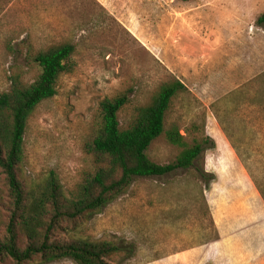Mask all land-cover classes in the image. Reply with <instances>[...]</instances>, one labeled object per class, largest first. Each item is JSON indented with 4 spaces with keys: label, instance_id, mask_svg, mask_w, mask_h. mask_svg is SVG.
<instances>
[{
    "label": "rangeland",
    "instance_id": "rangeland-1",
    "mask_svg": "<svg viewBox=\"0 0 264 264\" xmlns=\"http://www.w3.org/2000/svg\"><path fill=\"white\" fill-rule=\"evenodd\" d=\"M262 13L264 0H0V94L15 77L36 79L37 51L74 46L56 94L28 119L21 166L27 182L53 171L69 196L95 170L88 145L100 101L128 94L118 112L125 128L171 76L187 91L172 99L166 128L176 126L190 144L202 132L214 141L188 169L135 177L59 238L115 243L110 264H264ZM179 152L162 134L146 154L163 165ZM202 170L214 175L208 185ZM5 216L0 210V234Z\"/></svg>",
    "mask_w": 264,
    "mask_h": 264
},
{
    "label": "trees",
    "instance_id": "trees-1",
    "mask_svg": "<svg viewBox=\"0 0 264 264\" xmlns=\"http://www.w3.org/2000/svg\"><path fill=\"white\" fill-rule=\"evenodd\" d=\"M256 23L264 26V13ZM73 51L74 46L69 42L37 51L32 55L39 68L36 79L24 83L15 77L8 90L0 94V210L6 212L4 233L0 234V264H27L34 260L45 264L64 258L76 264H110L108 258L119 250L115 243L73 236L61 239L57 233L73 232L83 219L100 212L124 193L135 177L188 169L202 158L205 149L214 147V141L204 132L190 144L187 134L180 133L176 126L166 128L172 99L187 91L182 81L171 76L159 86L148 104L136 109L125 128L119 125L118 112L128 103V94L124 92L100 101V123L88 145L95 170L69 196L53 171L27 182L21 166L28 119L38 104L56 94L59 75L71 70ZM216 115L229 138L228 129L219 114ZM162 134L170 144L180 148L175 161L163 165L153 162L146 154L150 144ZM201 176L207 177V185L214 178L204 170Z\"/></svg>",
    "mask_w": 264,
    "mask_h": 264
}]
</instances>
